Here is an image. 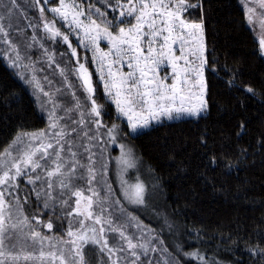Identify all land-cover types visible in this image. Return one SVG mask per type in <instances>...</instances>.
I'll list each match as a JSON object with an SVG mask.
<instances>
[{"label":"snow or ice","instance_id":"1","mask_svg":"<svg viewBox=\"0 0 264 264\" xmlns=\"http://www.w3.org/2000/svg\"><path fill=\"white\" fill-rule=\"evenodd\" d=\"M240 3L249 25L259 19L264 29V0ZM30 7L38 13V22L28 20L32 36L23 52L12 36V17L19 13L27 19V11L17 0H8L0 9L3 59L18 70L25 83L47 97L46 104L52 107L45 109V129L19 132L0 152V264H86L84 250L89 245L102 258L107 257L101 264H152L150 254L157 252H161L157 264H186L189 260L220 264L215 256L206 257L199 250L184 251L180 242L173 252L162 248L166 241L126 207H146L149 196L139 176L135 182L125 178L129 169L138 170L139 163L126 140L154 122L207 113L208 74L223 73L229 87H236L241 75L239 69L227 64L221 68L217 59L207 55L202 0H43V4L32 0ZM197 8L201 15L193 19L190 10ZM45 40L67 46L69 62L76 61L71 72L83 99L69 79L67 67L59 65ZM34 46L41 50L44 63L57 65L71 105L58 101L62 88L51 91L40 86L34 73L41 61L32 58ZM259 52L264 56V38L259 40ZM66 54L60 53L62 58ZM90 66L95 68L94 74ZM48 83L51 88L52 82ZM243 87L257 95L253 86ZM109 105L114 106V117L107 110ZM244 127L242 123V131ZM201 144L208 147L206 134L201 136ZM113 146L119 148V156H111ZM246 154L247 149H241L235 162L226 157L229 162L224 167H239ZM111 159H115L123 200H113L108 179ZM209 163L220 166L215 152L210 153ZM32 196L36 212L29 214L25 205L31 207ZM54 217L67 220L60 236L43 231H53ZM129 227L135 228L136 234L130 233ZM113 233L119 238L115 244L110 243ZM245 243L251 256L257 257L253 264H264V235L258 234L255 243Z\"/></svg>","mask_w":264,"mask_h":264},{"label":"trees","instance_id":"2","mask_svg":"<svg viewBox=\"0 0 264 264\" xmlns=\"http://www.w3.org/2000/svg\"><path fill=\"white\" fill-rule=\"evenodd\" d=\"M17 3L28 13L27 19L19 13L12 17V36L23 52L32 36L28 20L37 23L38 13L28 0H17ZM202 3L207 55L217 59L221 68L227 64L239 69L241 75L235 82L236 87L228 86V77L223 73L219 76L208 74L207 113L196 119L162 122L129 139L160 190L165 212L182 230L186 241L183 250L198 249L206 257L215 256L220 264H253L257 257L251 256L245 241L255 243L258 234L264 235V56L260 55L259 44L247 27L237 0H202ZM190 11L193 19H199V8ZM4 23L7 27L8 21ZM37 35L42 36V33L37 30ZM44 43L55 51L60 66L67 67L68 77L83 99V92L71 75L66 45H53L47 40ZM0 47L4 50L2 44ZM61 52L67 54L62 58ZM31 55L34 60L41 61L34 73L40 86L51 91L63 89L56 64L49 67L44 63L38 47L34 46ZM11 70L18 72L14 68ZM16 71L12 75L17 74ZM244 85L253 86L257 95L244 91ZM57 99L65 105L72 104L67 89H63ZM45 118L42 116L44 121ZM242 123L245 125L243 131ZM203 134L207 135V148L201 144ZM241 149H247L244 163L231 170L224 167L229 162L226 157L235 162ZM212 152L216 153L220 166L209 163ZM31 199L36 209L35 197ZM138 217L154 235L166 241L157 227ZM47 219L44 216V220ZM53 219L63 225L61 234L67 228L66 221ZM116 242L110 235V243ZM163 247L173 252L176 244L166 241ZM150 255L152 264L161 259V252ZM186 264L196 262L189 260Z\"/></svg>","mask_w":264,"mask_h":264},{"label":"rangeland","instance_id":"3","mask_svg":"<svg viewBox=\"0 0 264 264\" xmlns=\"http://www.w3.org/2000/svg\"><path fill=\"white\" fill-rule=\"evenodd\" d=\"M22 1V0H21ZM32 4V0H28ZM7 0H0V9L3 4H5ZM240 5L242 11L243 7L240 3V0H237ZM41 4H43V0H41ZM244 12V11H243ZM50 17V13L48 14ZM246 25L249 30L253 33L254 38L257 40L259 44V40L264 38V29L261 28L259 19H255L253 21V25H249L246 20ZM73 39H75L73 37ZM21 42V41H20ZM3 47H5L3 45ZM4 50L0 47V152H3L4 149L13 141L16 135L21 132H34L41 129H45L48 124V113L45 109H51V104H46L47 97H44L42 93L34 89L31 85L27 84L20 78V75L17 74L12 75V68L8 66V62L3 59ZM78 52L82 55V50L78 49ZM68 56L70 57V52H68ZM90 61V55H89ZM60 65V64H59ZM73 66V62L71 60V69ZM57 67V65H56ZM64 67V65L62 66ZM91 69L95 73V68L91 67ZM17 72V71H16ZM18 73V72H17ZM58 76H61L58 71H56ZM72 75V72H71ZM72 77L76 80V77L72 75ZM97 85H99L98 77L95 78L94 81ZM78 84V82H77ZM79 85V84H78ZM82 91V90H81ZM99 94L103 95L102 86L99 87ZM44 101V103H43ZM111 112V115L115 116L114 106H108V109ZM63 115V112L60 113ZM203 114V113H202ZM42 116H45V121L42 119ZM197 117H181L179 119L167 120L163 119L159 123L162 122H171L182 119H196ZM107 123H111V120L108 116L104 117ZM159 123H153L149 126L152 127ZM122 126L127 130V122L123 121ZM148 129V128H147ZM145 129L141 130L144 131ZM131 137V134H130ZM126 144L133 150L135 156L138 158V170L137 169H129L128 174L125 177L130 182H135L137 176L145 182L149 196H148V204L146 207H136L132 205H126L127 210L134 213H129L132 216H135L139 220L140 218L146 219V221L150 222L153 226L157 227L162 232V237L169 244H177L180 242L183 246H186L185 237L182 234V230L176 226L175 221L165 212L162 204V199L160 195V190L157 187L156 182L152 179V176L148 173L147 168L135 150V147L130 143V139L126 140ZM111 156L116 157L120 155V151L118 147L113 146L110 149ZM149 170V169H148ZM109 172L110 175L108 177L109 182L112 184L113 189V200L114 198L123 200V197L119 195L120 193V184L116 176V163L115 159H111L109 161ZM79 183L84 184V181H79ZM153 185H156L154 188ZM21 187H24V181L21 180ZM25 208L29 214L36 212V209L31 205H25ZM137 213V214H135ZM37 215L39 213L37 212ZM67 223V220H65ZM140 221V220H139ZM167 221V223L165 222ZM143 223L142 221H140ZM144 224V223H143ZM171 224L172 228H169L168 225ZM68 226V225H67ZM149 227V226H148ZM150 228V227H149ZM48 235H56L60 236L61 227L58 223L54 222V229L51 233L48 232L47 229L43 230ZM128 231L130 233L136 234V229L133 227H129ZM118 241V235L113 233L111 234ZM198 249H193L192 251H197ZM85 253V261L86 264H101V259L105 262L107 261V257H101L98 253V250L94 246H87L84 250Z\"/></svg>","mask_w":264,"mask_h":264},{"label":"flooded vegetation","instance_id":"4","mask_svg":"<svg viewBox=\"0 0 264 264\" xmlns=\"http://www.w3.org/2000/svg\"><path fill=\"white\" fill-rule=\"evenodd\" d=\"M72 62H73V65H75L76 61L74 59H72ZM89 70H90V72H92L94 74V71L91 69V66L89 67ZM95 78H96V76L93 75L94 81H95Z\"/></svg>","mask_w":264,"mask_h":264},{"label":"water","instance_id":"5","mask_svg":"<svg viewBox=\"0 0 264 264\" xmlns=\"http://www.w3.org/2000/svg\"><path fill=\"white\" fill-rule=\"evenodd\" d=\"M67 47V46H66Z\"/></svg>","mask_w":264,"mask_h":264}]
</instances>
